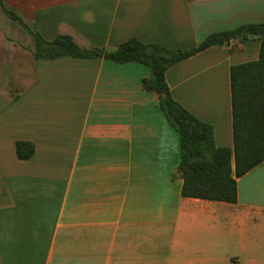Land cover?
Returning <instances> with one entry per match:
<instances>
[{
    "label": "crops",
    "instance_id": "crops-1",
    "mask_svg": "<svg viewBox=\"0 0 264 264\" xmlns=\"http://www.w3.org/2000/svg\"><path fill=\"white\" fill-rule=\"evenodd\" d=\"M47 41L115 50L131 38L191 50L264 23V0H2ZM212 46L169 68L173 98L234 147L231 68L261 41ZM0 6V264H264V162L237 203L187 198L180 137L139 63L38 60ZM35 154L19 160L16 144Z\"/></svg>",
    "mask_w": 264,
    "mask_h": 264
},
{
    "label": "trees",
    "instance_id": "trees-1",
    "mask_svg": "<svg viewBox=\"0 0 264 264\" xmlns=\"http://www.w3.org/2000/svg\"><path fill=\"white\" fill-rule=\"evenodd\" d=\"M0 6L9 18L32 35L38 60L94 58L117 64L139 63L149 68L150 75L143 79V88L158 95L163 113L180 137L178 171L184 181L183 197L237 203V179L264 162V23L211 34L191 50H169L131 38L108 51L83 48L70 35H58L49 42L2 0ZM251 39L261 41L259 59L231 68L234 147H217L214 127L198 119L173 98L166 74L173 65L221 42L237 41L231 47L234 52ZM16 154L19 160H29L35 154V146L19 141Z\"/></svg>",
    "mask_w": 264,
    "mask_h": 264
},
{
    "label": "water",
    "instance_id": "water-1",
    "mask_svg": "<svg viewBox=\"0 0 264 264\" xmlns=\"http://www.w3.org/2000/svg\"><path fill=\"white\" fill-rule=\"evenodd\" d=\"M219 45L220 46H229V42L228 41L221 42Z\"/></svg>",
    "mask_w": 264,
    "mask_h": 264
}]
</instances>
